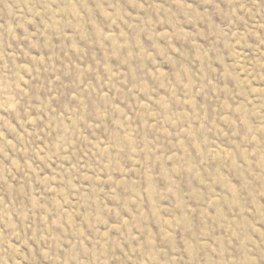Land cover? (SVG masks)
I'll return each instance as SVG.
<instances>
[{
    "label": "rangeland",
    "instance_id": "obj_1",
    "mask_svg": "<svg viewBox=\"0 0 264 264\" xmlns=\"http://www.w3.org/2000/svg\"><path fill=\"white\" fill-rule=\"evenodd\" d=\"M0 264H264V0H0Z\"/></svg>",
    "mask_w": 264,
    "mask_h": 264
}]
</instances>
